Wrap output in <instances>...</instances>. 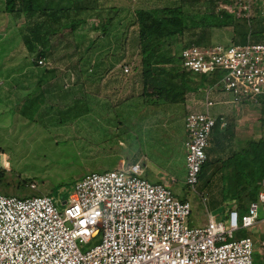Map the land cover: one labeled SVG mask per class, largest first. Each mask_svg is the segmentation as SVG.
I'll return each mask as SVG.
<instances>
[{"label": "rangeland", "instance_id": "obj_1", "mask_svg": "<svg viewBox=\"0 0 264 264\" xmlns=\"http://www.w3.org/2000/svg\"><path fill=\"white\" fill-rule=\"evenodd\" d=\"M214 1H186L184 9L194 19L188 18L186 32L171 39L164 48L178 54L194 40L233 43L236 36L233 28L203 26L204 18L217 10ZM175 2L180 0H135L132 5L130 0H103L105 7L116 3L122 9L117 14L111 9L100 11L96 17L89 16L90 21L81 25L80 30L60 34L58 38L50 36V31L41 25V16L0 12V193L20 197L53 195L63 209V202L71 199L77 181L91 172L113 170V160L128 159L138 153V157L145 156L146 160H142L149 180L176 176L173 191L192 203L189 225L204 226L208 212L217 219L227 217L235 204L232 199H225L224 183L228 179L222 177L223 171H218L210 181L203 178L196 187L198 191L185 184L183 112L185 101L192 94L187 93L184 100L178 101L143 95L135 68L140 62L138 29L136 26L129 29L133 20L130 7L151 8ZM108 16L113 17V22L107 34L102 31L99 35ZM258 17H264L260 10L248 22ZM250 32L252 39L260 35L255 22ZM42 45L46 54L42 56L45 63L40 66L37 53ZM124 65H129L131 72L119 79ZM100 68L104 80L94 78L88 83L83 78L84 72L96 73ZM99 81L104 94L95 91ZM212 82L204 79L196 84L200 86L198 90H204ZM87 103L93 106V117L84 118ZM103 106L130 117L139 112V118L133 123L126 118L121 125L114 119L103 121L102 131L98 126H90V122L96 121L95 107ZM231 110L226 115L234 134L225 138L222 147L216 148L212 141L211 159H225L233 151L246 148L251 139L264 137L262 102L233 104ZM202 191L206 201L200 194ZM261 230L262 226L257 225L241 234L259 235ZM261 255L260 249L255 255L256 262H260Z\"/></svg>", "mask_w": 264, "mask_h": 264}, {"label": "built area", "instance_id": "obj_2", "mask_svg": "<svg viewBox=\"0 0 264 264\" xmlns=\"http://www.w3.org/2000/svg\"><path fill=\"white\" fill-rule=\"evenodd\" d=\"M258 9L264 14V0L218 7L248 20ZM177 55L188 71L221 74L219 84L205 90L203 109L190 110L185 118V184L198 191L213 130L219 121L228 125L227 116L214 113L215 105L264 98V42L193 45ZM123 68L131 72L129 65ZM216 86L231 98L214 99ZM145 167L144 161H123L113 170L87 174L63 209L53 195L0 193V264H264V179L258 199L244 213L230 209L225 219H217L208 212L206 224L193 227L188 224L191 200L171 187L177 179L171 185L152 182ZM257 225L263 235L259 247L253 235L240 234Z\"/></svg>", "mask_w": 264, "mask_h": 264}, {"label": "trees", "instance_id": "obj_3", "mask_svg": "<svg viewBox=\"0 0 264 264\" xmlns=\"http://www.w3.org/2000/svg\"><path fill=\"white\" fill-rule=\"evenodd\" d=\"M186 1L199 0H180L179 3L175 2L169 5L164 3L151 8L139 7L134 11L132 23L128 27L131 29L132 26H136L138 29L140 62L135 68L137 73L139 72V78L143 85V95L162 96L170 101H178L180 98L184 100L187 93L199 89L200 86L196 84L198 81L211 80L212 76L215 79L218 75L219 78L221 76L220 73L201 74L188 71L181 65L174 63L175 58L179 60L176 52L164 48L171 39L186 32L188 28L187 19L194 17L184 9ZM232 2L233 0H215L214 6H217V10L210 12V15L204 18L203 26L233 28L236 34L233 41L235 44L264 42V17L252 19L249 23L245 17L238 18L225 10L218 11L220 3ZM5 11L11 14L16 12L30 14L36 11V7L34 0H5ZM48 18L49 21L56 19L55 16ZM57 20L59 21L58 29H54L52 33L49 32V35L65 34L64 28L66 27L74 32L83 22V19H70L68 16H60ZM46 22L48 23V21ZM112 22L113 18L107 19V22L101 25L102 29H100L99 35H102V31L107 34ZM254 22L260 31V35L256 39L250 37ZM193 45L209 47L215 44L194 40L185 44L183 48ZM45 54L46 48L43 47L39 49L37 56L40 59ZM260 101L264 105V98H261ZM232 128L229 123L226 127H221L219 121L213 130L211 144L213 141L216 148L222 147L225 138L234 134ZM212 150L211 147L207 149L208 158L203 166L200 181L203 178L210 181L218 171H223L222 177L228 179V182L224 183L225 199H232L235 204L232 209L236 208L244 213L249 204L258 199L259 192L262 189L261 183L264 179V137L251 139L248 141L246 148L233 151L225 159L222 157L216 160L211 159L209 152ZM1 175L0 173V177ZM241 236L243 235L241 234Z\"/></svg>", "mask_w": 264, "mask_h": 264}, {"label": "crops", "instance_id": "obj_4", "mask_svg": "<svg viewBox=\"0 0 264 264\" xmlns=\"http://www.w3.org/2000/svg\"><path fill=\"white\" fill-rule=\"evenodd\" d=\"M112 2H113V0H112ZM130 2H131V5H132V3H135V0H130ZM34 4H35V7H36V11L34 12V14L37 15V18L41 16L42 19L39 22L41 23V25L44 26L45 30H49L51 33L54 31V29L55 30L58 29L59 21L57 19L60 16H63V17H67L68 16L70 19H78V18L83 19V22L76 29V30H80L81 25L87 24L90 21V19H88L89 16H91V17L95 16L96 17V16H98L100 14V11H102V12L104 11L105 12L108 9L113 10L114 13L117 14L122 9L121 4L119 5V4H116V3L115 4L112 3V5H110L109 8L107 6L105 7V5L103 4V0H34ZM130 8L132 9V13L134 15V11L136 9H138L139 7H136V8L133 9V7L131 6ZM2 11L4 13H8V12L5 11V0H3V2L0 1V12H2ZM17 13L25 14L23 12H16V13H13V14L8 13V14L14 15V14H17ZM83 14H87V15H83ZM25 15H27V14H25ZM29 15H33V13H30ZM71 15L73 17H71ZM51 16L52 17L55 16L56 19L52 20V21H49L48 17H51ZM109 18H113V17L112 16H108L107 19H109ZM107 19L105 20V22L103 24H105L107 22ZM46 21H48V23ZM41 25H40V27H42ZM40 27H39V30H42ZM131 30H132V28H131ZM71 31L72 30L70 28H67V27L64 28V32L65 33L66 32H71ZM54 35H57V38L59 36V34H50V36H54ZM43 47H45V46L42 45L41 48H43ZM179 64L181 65L180 61H179ZM98 70L99 71H97L96 73L89 72V70H88V72H84L83 78L85 77V79H86V81L88 83H90L94 78H96L98 80L99 79L104 80V78H105L104 76L105 75L103 76V74H102L104 71L101 68L98 69ZM120 71H121V74L119 75V79H121L123 77H126V76L128 77V74L124 73L123 68H120ZM211 80L213 82L211 83L212 86H210V88L213 87L216 84H219V75L217 76L216 81H215V77H213V76H212ZM137 82H139V81H137ZM103 88H102V81H99L98 86L95 88L96 89L95 91H98L99 94H104L103 93ZM207 88H205L204 90H202V88H201L200 90H198L199 92L197 90H196L197 92L196 91L189 92L192 95H191V97L188 100L185 99L186 101H185V104H184V112H183L184 113L183 114L184 115L183 116L184 125H185L186 115H187V113L190 110H193V109L201 110V109H203V105L202 104H203V101H204V98H205V95H206L204 91ZM130 89L132 90L133 88H130ZM133 90H136V89H133ZM221 91H222L221 88L216 86V90L212 94L213 98L216 99V100H221V101L229 100L231 98L228 95H224ZM86 94H87V92H86ZM87 105H88L87 106L88 109L85 108L86 113H85V117L84 118H86L88 116H92V110H94L93 106L91 105V103H87ZM232 107H233V105L231 103L222 102L220 104L215 105V107L213 108V111H214V113L216 115H225V116H227L226 114H228L229 112L232 111L231 110ZM95 109L98 110V115L93 118L96 121L90 122V126L91 125L93 127L98 126L102 131H103V121L111 122V120L114 119L116 121H119L120 125H121L123 120L126 119V118H129L128 120L130 122H132V123L135 121V119L139 118V116H138L139 112H136L135 115H133L135 117H130L131 115L128 116L127 114H122V113H119L117 111L115 112V110H113V107L110 109L109 106H103L100 109L95 107ZM185 130H186V126H185ZM112 133H114V131H112ZM112 133H111V135H112ZM186 137H187V133H186ZM103 139L107 140L105 137H103ZM185 140L186 139H184V144H185ZM185 149H186V146H185ZM186 153H187V149H186V152H185V171H186ZM134 154L135 155H132L128 159L119 158V160L117 162L113 160V162H115L114 166L115 167L119 166L123 161L129 162V163H134V162L143 161L142 159H144V161L146 160L145 156H143V158H142V157H138L137 156L138 153L137 154L134 153ZM168 158H169V155H168ZM159 177H162V176H159ZM163 178H164V176H163ZM163 178H161V179L160 178L159 179L156 178V180L157 179L158 180L157 181L155 180V181H152V182H162V183H165L167 185H171L172 184V178H176V176L172 174L170 176H168V175L165 176L164 179ZM173 185L174 184H172V186ZM261 231L259 232L260 233L259 235H256V233L251 234V235H253L254 240L256 241V244H257L258 247H259L260 240L263 237V235L261 234Z\"/></svg>", "mask_w": 264, "mask_h": 264}, {"label": "bare ground", "instance_id": "obj_5", "mask_svg": "<svg viewBox=\"0 0 264 264\" xmlns=\"http://www.w3.org/2000/svg\"><path fill=\"white\" fill-rule=\"evenodd\" d=\"M7 165H8V163H7Z\"/></svg>", "mask_w": 264, "mask_h": 264}]
</instances>
